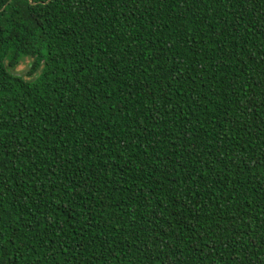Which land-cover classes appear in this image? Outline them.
Instances as JSON below:
<instances>
[{
  "label": "trees",
  "instance_id": "1",
  "mask_svg": "<svg viewBox=\"0 0 264 264\" xmlns=\"http://www.w3.org/2000/svg\"><path fill=\"white\" fill-rule=\"evenodd\" d=\"M0 264H264V0H0Z\"/></svg>",
  "mask_w": 264,
  "mask_h": 264
},
{
  "label": "rangeland",
  "instance_id": "2",
  "mask_svg": "<svg viewBox=\"0 0 264 264\" xmlns=\"http://www.w3.org/2000/svg\"><path fill=\"white\" fill-rule=\"evenodd\" d=\"M29 61H26L25 63H23L22 65H20L15 72L21 75H27V72L29 70Z\"/></svg>",
  "mask_w": 264,
  "mask_h": 264
},
{
  "label": "water",
  "instance_id": "3",
  "mask_svg": "<svg viewBox=\"0 0 264 264\" xmlns=\"http://www.w3.org/2000/svg\"><path fill=\"white\" fill-rule=\"evenodd\" d=\"M31 1V0H30Z\"/></svg>",
  "mask_w": 264,
  "mask_h": 264
}]
</instances>
